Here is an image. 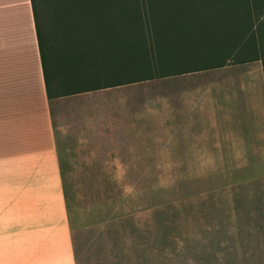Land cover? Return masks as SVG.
Here are the masks:
<instances>
[{"label": "crops", "instance_id": "1", "mask_svg": "<svg viewBox=\"0 0 264 264\" xmlns=\"http://www.w3.org/2000/svg\"><path fill=\"white\" fill-rule=\"evenodd\" d=\"M119 86L118 102L112 87L49 96L31 0H0V264H75L64 150L121 161L264 159L261 61Z\"/></svg>", "mask_w": 264, "mask_h": 264}, {"label": "rangeland", "instance_id": "2", "mask_svg": "<svg viewBox=\"0 0 264 264\" xmlns=\"http://www.w3.org/2000/svg\"><path fill=\"white\" fill-rule=\"evenodd\" d=\"M63 155L75 264H264V159Z\"/></svg>", "mask_w": 264, "mask_h": 264}, {"label": "trees", "instance_id": "3", "mask_svg": "<svg viewBox=\"0 0 264 264\" xmlns=\"http://www.w3.org/2000/svg\"><path fill=\"white\" fill-rule=\"evenodd\" d=\"M45 85L60 96L261 61L264 0H31Z\"/></svg>", "mask_w": 264, "mask_h": 264}]
</instances>
